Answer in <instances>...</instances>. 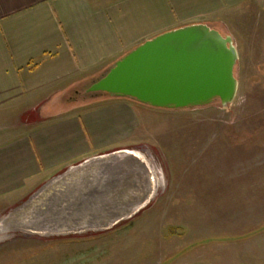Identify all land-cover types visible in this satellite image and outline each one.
Wrapping results in <instances>:
<instances>
[{"label":"rangeland","instance_id":"374dc122","mask_svg":"<svg viewBox=\"0 0 264 264\" xmlns=\"http://www.w3.org/2000/svg\"><path fill=\"white\" fill-rule=\"evenodd\" d=\"M224 18L219 28L239 53L238 91L226 107L218 100L184 109L126 101L131 108L117 114L93 107L104 95L85 94L99 73L69 85L57 109L92 107L91 120L82 118L92 152L122 136L155 178L153 197L109 229L56 234L23 227L38 203L28 196L0 213V264H264V1ZM120 119H130L122 135ZM124 167L133 171L115 197L129 202V193L149 184L139 162Z\"/></svg>","mask_w":264,"mask_h":264},{"label":"crops","instance_id":"0c3cea01","mask_svg":"<svg viewBox=\"0 0 264 264\" xmlns=\"http://www.w3.org/2000/svg\"><path fill=\"white\" fill-rule=\"evenodd\" d=\"M259 1L0 0V213L90 157L130 150L120 136L113 148L92 152L82 120L93 108L57 109L69 85L101 75L165 31L194 23L221 31L220 19ZM126 101L147 106L103 97L93 107L118 114L131 108ZM129 121L115 122L121 135Z\"/></svg>","mask_w":264,"mask_h":264},{"label":"water","instance_id":"95a60500","mask_svg":"<svg viewBox=\"0 0 264 264\" xmlns=\"http://www.w3.org/2000/svg\"><path fill=\"white\" fill-rule=\"evenodd\" d=\"M238 58L230 34L206 23L189 24L160 33L125 53L90 81L85 94L127 98L159 109L199 107L217 100L226 107L238 91ZM128 159L146 168L149 184L142 193H129L134 196L129 202L115 197L123 177L133 171L124 167ZM149 174L132 150L90 157L28 197L38 205L25 217L28 224L23 227L56 234L109 229L132 217L153 197L155 178Z\"/></svg>","mask_w":264,"mask_h":264},{"label":"bare ground","instance_id":"6f19581e","mask_svg":"<svg viewBox=\"0 0 264 264\" xmlns=\"http://www.w3.org/2000/svg\"><path fill=\"white\" fill-rule=\"evenodd\" d=\"M131 150V149H130ZM134 154L138 155V157H143L142 154L137 150H132Z\"/></svg>","mask_w":264,"mask_h":264}]
</instances>
